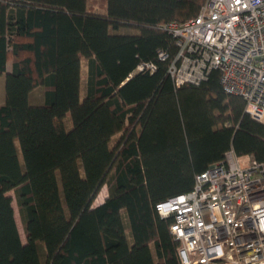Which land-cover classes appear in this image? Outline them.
Instances as JSON below:
<instances>
[{"label":"trees","instance_id":"obj_1","mask_svg":"<svg viewBox=\"0 0 264 264\" xmlns=\"http://www.w3.org/2000/svg\"><path fill=\"white\" fill-rule=\"evenodd\" d=\"M105 1L99 13L89 0H0V264H182L173 218L156 204L230 150L264 162V122L219 71L177 88L158 58L174 50L162 25L205 0ZM141 62L157 70L131 76ZM38 87L44 99L31 103ZM69 115L67 131L57 119Z\"/></svg>","mask_w":264,"mask_h":264},{"label":"built area","instance_id":"obj_2","mask_svg":"<svg viewBox=\"0 0 264 264\" xmlns=\"http://www.w3.org/2000/svg\"><path fill=\"white\" fill-rule=\"evenodd\" d=\"M174 50L159 49L175 87L199 84L214 70L246 112L264 117V0H205L197 16L162 25ZM157 70L141 62L136 72ZM172 217L182 264H264V162L233 150L198 174L192 190L156 204Z\"/></svg>","mask_w":264,"mask_h":264},{"label":"rangeland","instance_id":"obj_3","mask_svg":"<svg viewBox=\"0 0 264 264\" xmlns=\"http://www.w3.org/2000/svg\"><path fill=\"white\" fill-rule=\"evenodd\" d=\"M89 7L90 9H92L95 12H99V13H105L106 12V1L105 0H89ZM121 32H131L133 31V29L130 28H122L120 29ZM87 60L83 59V64H84V71H83V75H82V95H84V91H85V86H86V66H87ZM1 76V75H0ZM4 80V81H3ZM3 82H5V75H2V79H1V83H2V89H1V94L4 95L5 94V83L3 84ZM43 96L44 99V88L39 87L37 89L34 90V92L30 95V101L31 103H36L35 99L38 98V96ZM59 121H57L58 126H60L61 128H65V130H69V128L72 125L71 122V118L70 115L66 116L63 119H57ZM262 122H264V117ZM63 130V129H62ZM120 138V134L115 135L112 138L111 144H114L118 139ZM10 195H12L14 197V192H9ZM108 196V186L105 185L102 190L100 191L99 195L97 196L94 205H98L100 203H102L105 198ZM13 205L15 207V211H16V217H17V222L20 228V233H21V237L23 239V241H26V237H25V232H24V228H23V224L19 215V211H18V206H17V202L14 198L13 200ZM123 218H124V213H123ZM122 226H121V231L125 237L126 242H128V240H130V232L127 228V224H126V220H125V226H124V219H122Z\"/></svg>","mask_w":264,"mask_h":264},{"label":"crops","instance_id":"obj_4","mask_svg":"<svg viewBox=\"0 0 264 264\" xmlns=\"http://www.w3.org/2000/svg\"><path fill=\"white\" fill-rule=\"evenodd\" d=\"M88 62V61H87ZM8 70H11V68H12V63L11 62H9L8 63ZM83 71H84V64H83V60H82V75H83ZM87 73H88V63H87V66H86V77H87ZM1 79H2V75L0 76V104H3L4 102H5V94L4 95H2L1 93V89H2V83H1ZM4 81V80H3ZM5 82H3V84H4ZM39 88V87H38ZM33 93V92H32ZM31 93V94H32ZM36 101V103H41L42 101H43V96H38V98L37 99H35Z\"/></svg>","mask_w":264,"mask_h":264}]
</instances>
